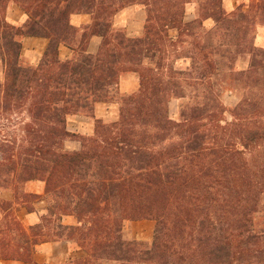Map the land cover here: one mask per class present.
Masks as SVG:
<instances>
[{
	"label": "trees",
	"instance_id": "1",
	"mask_svg": "<svg viewBox=\"0 0 264 264\" xmlns=\"http://www.w3.org/2000/svg\"><path fill=\"white\" fill-rule=\"evenodd\" d=\"M197 1L199 18L187 23L193 0H0V109L25 107L30 119L26 145L0 161V179L15 200L0 199V261L37 264L38 245L69 240L87 253L76 264H264V75L255 77L264 51L252 41L245 46L256 93L234 108L215 96L206 97L213 105L182 104L178 119L169 112L172 98H186L170 47L205 20L229 17L222 0ZM11 5L27 15L22 26L8 21ZM133 5L146 8L137 38L114 23ZM243 9L228 22L241 40L251 25H264V0ZM80 14L92 18L82 32L71 22ZM93 36L102 39L95 55L88 52ZM26 37L49 41L36 65L23 62ZM62 45L74 52L71 59L60 58ZM215 51L212 42L194 43L197 81L215 74ZM130 73L139 90L122 97L119 118L96 119V105L118 100L121 76ZM82 113L95 118L90 136L68 130V118ZM69 139L81 149L67 151ZM29 182L45 183L48 213L26 227L14 204L32 213L30 204L42 199L24 189ZM65 216L78 224L65 225ZM140 220L156 223L150 247L124 238L125 224Z\"/></svg>",
	"mask_w": 264,
	"mask_h": 264
},
{
	"label": "rangeland",
	"instance_id": "2",
	"mask_svg": "<svg viewBox=\"0 0 264 264\" xmlns=\"http://www.w3.org/2000/svg\"><path fill=\"white\" fill-rule=\"evenodd\" d=\"M251 2L252 0H222L223 10L227 15H229L227 21L217 24L213 19H207L203 22V27L192 30L193 35L181 36L180 39L175 40L174 46L170 47V62L175 66L176 69L182 70L184 72L182 77V86L186 94V98L184 100L177 98H172L170 100L169 112L172 118H179L182 104L195 105L209 103L213 105V103H211V101L206 97L214 98L216 96L219 98V101L224 104V106H226L228 109H231L238 105L242 99L250 97L252 94L256 93L254 78L264 75V70L259 69L258 72H256L255 77L248 79L247 71L251 65V56L247 53V51L245 52V46L252 41L258 50L264 51L263 22L260 21L251 25L250 33L246 35L245 39L243 40H241L243 38L242 35H240L241 38L240 36H235L237 33L235 30L236 27H232L231 29L228 28L229 20L236 19V15L242 6L244 7L243 10L247 11ZM12 6L14 5H11L10 7ZM130 7L142 9L143 13L141 12L140 16L136 15L135 18L136 20H143L145 25L146 8L142 5H133ZM185 11V22L188 23L197 20L200 15V4L197 0H193L192 3H188L186 5ZM116 17L114 19L115 25ZM23 24H20L19 26H22ZM171 35L176 38L178 33L177 31H173L171 32ZM198 41L201 42V44H205V42L206 44L212 42L216 49V51L213 54H210L209 57L210 59L216 60L217 62L215 74L211 75L210 78H207L205 81H197L195 78L196 74L192 72V57L194 56L193 48L194 43ZM240 41L242 42L240 43ZM22 58L26 65H36L41 59L40 57L32 54L31 46L25 47L24 43ZM257 59L261 61L262 65L264 66V55H259ZM121 77H136L138 79V76L133 73L123 74ZM4 80L5 72L2 63L0 62V84H2ZM120 93L121 96L118 98V100L114 102L102 103L103 105L100 107L98 112L96 111V108L100 103L96 105L94 111L96 119H100L105 123H112L119 118V112L122 103L121 99L124 96L130 95L124 94L121 91ZM95 118H92L84 113L70 116L68 118V130L70 132L90 136L94 133ZM29 121L30 119L25 107L21 108L20 110L7 112L0 109V161H2L4 154L8 155L17 153L20 147L26 145L27 134L24 130V127ZM65 149L69 152L80 150L81 144L78 141L69 139L65 142ZM5 168L7 167H2L1 169ZM27 184L24 186L26 191L28 188ZM4 193H11L13 195L12 188L10 186L4 185L2 179H0V199H4L1 197ZM41 196L42 199L36 200L30 204V206L35 208V210L37 205L44 199L45 195ZM7 201L15 202L14 196L13 200ZM45 203L48 213V203L47 201H45ZM25 212H27V209L22 204H14V213L20 220H22V216L25 214ZM1 219L2 212L0 210V220ZM139 222H144L143 226L138 225ZM148 222H151V227L149 229L151 235L149 241H145L143 239H139V237H136V234H139V231L148 230L147 227H145L146 223ZM155 228L156 223L153 220L129 221L124 227V238L128 241H142L145 244V247H150L153 242Z\"/></svg>",
	"mask_w": 264,
	"mask_h": 264
},
{
	"label": "crops",
	"instance_id": "3",
	"mask_svg": "<svg viewBox=\"0 0 264 264\" xmlns=\"http://www.w3.org/2000/svg\"><path fill=\"white\" fill-rule=\"evenodd\" d=\"M142 9L129 7L125 8L116 17V26L125 28L128 37L137 38L141 37L144 33V22L139 19L136 20L135 16H140ZM143 13V12H142ZM144 15V14H143ZM27 19L26 14L16 5L12 6L8 10V20L12 24H23ZM72 24L81 30V32L92 23V18L88 14H80L72 16ZM81 36V35H80ZM102 39L98 36H93L88 46V52L90 54H97ZM26 46H31L33 55L43 57L48 46V40L43 38L26 37L23 40ZM60 58L62 60H69L74 56V52L66 46L60 47ZM139 90V82L136 77H121L120 79V91L124 94H134ZM103 104H98L96 111L100 110ZM27 192L38 195L45 194V185L42 182H30L27 184ZM6 200H13L11 193H4L1 196ZM47 213V206L44 199L37 205L36 210L32 213L25 212L22 216V221L27 227L40 223L42 216ZM63 223L68 226H75L78 224L77 219L74 216H65ZM144 222H139L138 225L143 226ZM145 225V224H144ZM145 227L148 230L139 231L136 237L149 241L150 239V227L151 222L146 223ZM87 257V253L76 242L69 240H60L55 242H48L40 244L36 247L34 253V260L37 264H76L78 261ZM0 264H28L20 261L13 260H1ZM101 264H121L116 261H102Z\"/></svg>",
	"mask_w": 264,
	"mask_h": 264
}]
</instances>
